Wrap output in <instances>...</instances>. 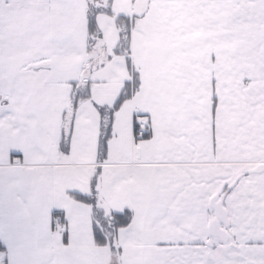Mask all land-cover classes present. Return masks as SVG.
Segmentation results:
<instances>
[{
    "label": "snow or ice",
    "instance_id": "obj_1",
    "mask_svg": "<svg viewBox=\"0 0 264 264\" xmlns=\"http://www.w3.org/2000/svg\"><path fill=\"white\" fill-rule=\"evenodd\" d=\"M0 264H264V0H0Z\"/></svg>",
    "mask_w": 264,
    "mask_h": 264
}]
</instances>
